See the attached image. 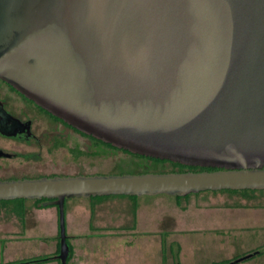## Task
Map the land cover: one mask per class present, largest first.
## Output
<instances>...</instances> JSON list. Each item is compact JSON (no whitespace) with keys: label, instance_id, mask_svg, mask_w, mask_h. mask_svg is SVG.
Returning <instances> with one entry per match:
<instances>
[{"label":"water","instance_id":"1","mask_svg":"<svg viewBox=\"0 0 264 264\" xmlns=\"http://www.w3.org/2000/svg\"><path fill=\"white\" fill-rule=\"evenodd\" d=\"M0 79L114 147L212 168L0 179V200L57 207L60 264L67 198L264 189V0H0Z\"/></svg>","mask_w":264,"mask_h":264},{"label":"crops","instance_id":"2","mask_svg":"<svg viewBox=\"0 0 264 264\" xmlns=\"http://www.w3.org/2000/svg\"><path fill=\"white\" fill-rule=\"evenodd\" d=\"M201 196L197 197V199L195 198L196 201ZM189 199L190 197L179 203L167 199H161L164 201L160 203V200H156L155 204L159 202V204L169 208V212L163 221H159L160 219L154 220V215L150 216L149 210L144 211L140 204H138L139 207L131 205L128 210L125 208L123 211L120 210L121 212L119 213H111L112 215L106 216V221H102L100 220L102 218L101 211L98 212L96 209L88 210L80 205L75 206L70 203V200L66 201V199L64 206L67 204L68 207L64 211L65 234L66 241L71 249L66 264H90L96 261L115 264H137L139 262L143 264L152 262L175 264L181 260V257L186 252L184 242L186 237L181 234L182 232H212L210 234L211 237H208L207 245L212 246L215 251L218 248L222 250V246L224 247L225 245L223 233L226 230L240 229L243 224L242 221L245 219L243 213L246 210L242 208L235 209L234 213L226 216L225 211L222 212L218 208L219 206L197 204L196 202L187 204L186 201ZM29 208L28 212L23 211V215L26 214L21 217L23 220L8 226L4 231L5 233L0 236V239H2V242H0V264H9L41 256H49L51 258L45 262L31 264H60L57 257L59 253L57 207L48 205L45 208H40L35 203L34 206ZM177 209L182 214L176 213ZM192 212L196 214L208 213L209 224L196 223L190 226L188 217H190L189 215ZM211 212H216L217 215L215 216ZM108 213H110L109 210L105 215ZM118 215L120 216L118 217ZM129 215L132 216L130 219ZM256 217L257 215L255 214ZM117 219H120V221H117ZM230 220L235 223L234 226L230 225ZM114 231L119 232L120 235L121 233L127 234V240L118 247L113 243V239L109 237L115 235L113 234ZM21 238L25 240L23 246L21 245L22 247L17 245ZM162 238L163 240H161ZM257 245L244 247V253L252 249L258 250L262 248V246ZM212 247L209 248L211 249ZM262 257H264V252L256 258L250 259L245 264ZM207 264L214 263L210 262Z\"/></svg>","mask_w":264,"mask_h":264},{"label":"rangeland","instance_id":"3","mask_svg":"<svg viewBox=\"0 0 264 264\" xmlns=\"http://www.w3.org/2000/svg\"><path fill=\"white\" fill-rule=\"evenodd\" d=\"M100 149V150H99ZM98 152L101 154L106 153L103 156H96L94 160L90 161V164L82 163V168L86 172H91L92 174L100 175H109V174H136V173H145V172H183L187 171L182 167L173 165L170 162H159L152 161L145 157H140L135 154L128 153L121 149H116L110 147L107 149L106 146L97 148ZM98 155V154H97ZM66 171H76L73 168H67ZM199 193H192L186 196H171L167 194H158V195H142V196H127V195H109V196H96L89 198H67L66 201L70 200L72 204L80 205L88 210L96 209L98 212L101 211L100 220L106 221L111 213H119L126 208V210L131 208V205L137 207L140 204L143 207L144 211L149 210V215H154V220L163 221L169 212V208L164 206L161 199L172 200L173 202L179 203L180 201L186 200L188 197L190 199L186 201L187 204H194L195 202L206 204V205H215L219 206L220 210L225 211L226 216H230L235 209L242 208L246 210L243 215V224L240 229L229 230L223 233L225 238V245L222 246V250L218 248L217 251L212 246L207 245L208 237H211L212 232L200 231V232H182L181 234L185 235V245L186 252L181 257V260L175 264H207L213 262L214 264H224L223 262H230L239 257H242L248 253L253 252L252 249L244 253V247H250L252 245H259L264 248V189L263 190H218V191H203ZM200 197L196 201L197 197ZM196 198V199H195ZM156 200H160L158 204H155ZM36 201L30 199H14V200H0V236L4 234L8 226H12L14 222H18L23 215V211L28 212L29 207L34 206ZM38 203V202H37ZM40 208L43 207L42 204H38ZM48 206V205H46ZM64 206V211L67 208ZM139 207V206H138ZM25 208V209H24ZM28 209V210H27ZM110 211L107 215L105 213ZM121 210V211H120ZM167 210V212H166ZM103 212V213H102ZM176 213H180L179 210H176ZM212 214L217 215L216 212H211ZM182 214V213H180ZM186 214V213H185ZM255 214L257 217L255 218ZM103 215V216H102ZM208 213L205 214H196L191 213L189 215L190 226L195 225L196 223L200 224H209L207 218ZM30 216V215H29ZM120 215H118L119 217ZM213 216V215H212ZM116 217V216H115ZM132 216L129 215V219ZM120 221V219H117ZM230 225L234 226L235 223L230 220ZM115 235L109 236L113 239V243L118 247L122 245L125 240H127V234H119V232L114 231ZM108 236V235H107ZM6 240V239H5ZM3 240V241H5ZM163 240V238L161 239ZM2 242V239H0ZM25 240L23 238L18 241V246L22 247ZM22 245V246H21ZM257 245V246H258ZM26 246V245H25ZM209 247H212L211 249ZM13 252V251H11ZM262 254V253H261ZM258 254V255H261ZM13 255V254H12ZM254 255L248 259H244L234 264H245L250 259L258 257ZM219 259V260H218ZM218 260V261H217ZM69 264V263H67ZM90 264H115V263H105L96 261ZM137 264H143L139 262ZM147 264V263H146ZM148 264H159V263H148ZM167 264V263H163ZM248 264H264V257L257 258L253 262Z\"/></svg>","mask_w":264,"mask_h":264},{"label":"flooded vegetation","instance_id":"4","mask_svg":"<svg viewBox=\"0 0 264 264\" xmlns=\"http://www.w3.org/2000/svg\"><path fill=\"white\" fill-rule=\"evenodd\" d=\"M104 146L112 147L66 123L0 79L1 180L93 175L81 165L106 155L97 151ZM40 200L42 204L47 199Z\"/></svg>","mask_w":264,"mask_h":264},{"label":"trees","instance_id":"5","mask_svg":"<svg viewBox=\"0 0 264 264\" xmlns=\"http://www.w3.org/2000/svg\"><path fill=\"white\" fill-rule=\"evenodd\" d=\"M112 148H115V147L112 146ZM124 151H126V150H124ZM126 152L130 153L129 151H126ZM131 154H133V153H131ZM135 155L140 156V157H145V158H148V159H150L152 161H156V162L157 161H159V162H170L173 165H176V166L184 168L185 170H192V171H199V170H204V169L212 170V168H200V167H196V166H186V165H182V164H179V163H173V162L168 161V160H161V159H156V158H152V157L141 156V155H138V154H135ZM35 201H36V203L38 202L37 204H41V200H35ZM70 251H71V249L69 247V254L67 256V259L70 256ZM260 253H262V252H260ZM50 258L51 257H49V256H41V257H37V258H34V259H24V260L13 262V263H9V264H31V263L45 262V261L49 260ZM67 259H66V261H67ZM225 263H228V262H225Z\"/></svg>","mask_w":264,"mask_h":264}]
</instances>
